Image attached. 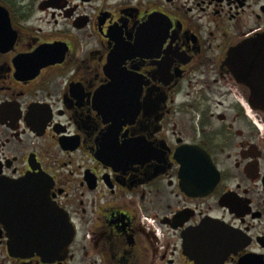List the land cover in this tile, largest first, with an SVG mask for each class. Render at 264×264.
I'll use <instances>...</instances> for the list:
<instances>
[{
	"label": "flooded vegetation",
	"instance_id": "1",
	"mask_svg": "<svg viewBox=\"0 0 264 264\" xmlns=\"http://www.w3.org/2000/svg\"><path fill=\"white\" fill-rule=\"evenodd\" d=\"M0 264H264V0H0Z\"/></svg>",
	"mask_w": 264,
	"mask_h": 264
},
{
	"label": "water",
	"instance_id": "2",
	"mask_svg": "<svg viewBox=\"0 0 264 264\" xmlns=\"http://www.w3.org/2000/svg\"><path fill=\"white\" fill-rule=\"evenodd\" d=\"M25 189L21 188L19 192H16L17 196L26 197ZM54 209L49 208L44 210V218H53ZM60 232L54 230L53 222L43 221L41 224H34V235H30V243L25 246L26 250L33 251L34 253L42 255H58L62 252L66 253L67 249L73 242L74 229L70 220L66 215L60 214Z\"/></svg>",
	"mask_w": 264,
	"mask_h": 264
}]
</instances>
